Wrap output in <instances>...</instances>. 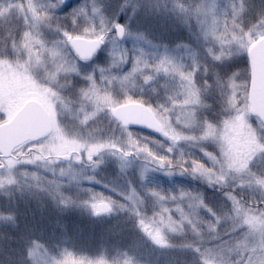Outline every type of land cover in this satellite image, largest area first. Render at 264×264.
<instances>
[{"label": "clouds", "instance_id": "1", "mask_svg": "<svg viewBox=\"0 0 264 264\" xmlns=\"http://www.w3.org/2000/svg\"><path fill=\"white\" fill-rule=\"evenodd\" d=\"M23 9L0 22V264H264V0Z\"/></svg>", "mask_w": 264, "mask_h": 264}, {"label": "water", "instance_id": "2", "mask_svg": "<svg viewBox=\"0 0 264 264\" xmlns=\"http://www.w3.org/2000/svg\"><path fill=\"white\" fill-rule=\"evenodd\" d=\"M71 0H69L70 2ZM252 51V95L257 105L264 104V50Z\"/></svg>", "mask_w": 264, "mask_h": 264}, {"label": "rangeland", "instance_id": "3", "mask_svg": "<svg viewBox=\"0 0 264 264\" xmlns=\"http://www.w3.org/2000/svg\"><path fill=\"white\" fill-rule=\"evenodd\" d=\"M77 2H79V0H71L69 2V7ZM25 3L26 0H0V22L19 17L24 10L23 5ZM72 223L81 222L76 221L75 218H73ZM83 223L84 227L87 228L86 222Z\"/></svg>", "mask_w": 264, "mask_h": 264}]
</instances>
